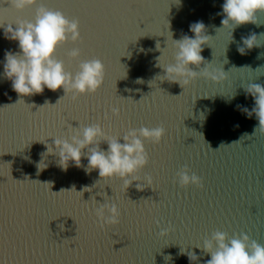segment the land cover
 <instances>
[{
  "label": "water",
  "instance_id": "95a60500",
  "mask_svg": "<svg viewBox=\"0 0 264 264\" xmlns=\"http://www.w3.org/2000/svg\"><path fill=\"white\" fill-rule=\"evenodd\" d=\"M223 3L36 0L17 10L0 0V264H206L211 256L203 242L217 230L264 245V132L255 114L242 111L255 103L246 87L264 85V13L256 23L221 28ZM40 5L79 20L82 39L60 46L56 58L73 74L81 61L101 59L105 79L96 93L73 101L63 88L23 97L12 90L3 62L5 50L19 47L4 31L18 20L34 22ZM200 21L209 36L201 55L226 78L200 76L181 87L164 79L163 66L175 63L173 40L194 37L190 25ZM252 33L259 46L241 54V38ZM77 47L80 56L70 57ZM93 123L117 136L129 128L165 127L159 144L144 140L149 162L127 190L119 177L102 180L98 169L86 173L70 162L64 171L58 155L46 153L44 142L71 134L68 124ZM81 162L86 166L87 157ZM39 164L47 167L38 170ZM184 165L202 178V188L180 186L176 174ZM86 186L91 191L77 192ZM50 188L68 190L53 195ZM104 202L119 206V224L99 226L94 209ZM169 224L173 230L160 236ZM189 252L198 259L190 262Z\"/></svg>",
  "mask_w": 264,
  "mask_h": 264
},
{
  "label": "clouds",
  "instance_id": "9594fccd",
  "mask_svg": "<svg viewBox=\"0 0 264 264\" xmlns=\"http://www.w3.org/2000/svg\"><path fill=\"white\" fill-rule=\"evenodd\" d=\"M10 3L17 10H23L25 7L34 5L36 0H10ZM258 13H264V0H224L221 28L230 24L234 28L249 22L256 23ZM217 15H221V13H217ZM15 24L17 25L15 28L12 27V23L9 24L4 35L9 40L18 41L19 51L5 50L3 68L4 75L11 81L12 90L19 96L43 93L45 87L52 91L63 88L64 96L71 94V99L75 101L80 95L96 93L103 85L105 65L101 59L92 58L81 61L78 70L73 74L66 70L63 60L56 58L57 49L60 46L69 40L75 43L82 39L78 19H69L60 10L40 5L36 9L34 22L18 20ZM189 30L194 33V37L184 34L179 40H173L176 49L175 63L163 66L165 69L164 79L177 82L182 87L200 76L213 81L226 78V73L222 69L210 68L211 63L205 61L201 55L202 46L207 43L209 37L204 34V23L202 21L195 22L190 25ZM257 38L256 33L242 37L244 47H238V51L245 54V47L251 49L254 46H259ZM156 47L159 48L157 45ZM80 54L81 49L78 47L68 53L72 58H78ZM201 64L205 66L200 67ZM189 65H195L200 70L196 71ZM158 66L161 64L159 63ZM246 93L253 97L255 103L251 110L242 108V111L249 118L255 114L259 120L258 128L264 132V85L251 83L246 87ZM62 98L63 96L56 104ZM238 107L241 106L238 105ZM111 111L115 116L120 114L118 107H112ZM67 128L71 133L68 137H54L52 143L44 142L46 153L58 155L59 164L64 171L68 169L69 163L73 162L76 167H84L86 173L98 169L99 177L102 180L119 177L123 181L125 190L132 181H139V177L135 174L149 162V154L145 148L144 140L159 144L166 133L163 124L151 128L147 126L129 128L122 136L109 135L100 123L87 126L79 124V127L75 128L68 124ZM121 138L123 143L120 142ZM235 142L237 141L233 143ZM102 143L107 144V149L101 148ZM84 149L87 151H83ZM85 156L88 163L83 166L81 161ZM45 167L47 165L41 168L39 164L38 170H43ZM190 171L188 166L184 165L177 172L180 186L196 185L202 188V178L195 172L189 174ZM146 180L147 184L152 186L153 181L150 175L146 177ZM144 186L143 184L136 185L140 190H143ZM66 190L68 189L62 188L59 192H54L50 188L53 195ZM71 190H75V186ZM84 191H91V188L86 186L77 192L83 196ZM98 195L107 196L106 193H98ZM93 199L95 198L93 197ZM94 211L101 228H104L105 225L120 223L121 212L115 202L99 203ZM157 225H159V221H157ZM172 230V225L169 224L168 227L161 228L159 235L164 236ZM202 250L211 256L206 264H264V245L250 240L247 234H238L229 238L226 232L217 230L212 233L210 239L204 240ZM187 256L190 262L198 259L194 252L187 253ZM168 258L171 257L168 256Z\"/></svg>",
  "mask_w": 264,
  "mask_h": 264
}]
</instances>
